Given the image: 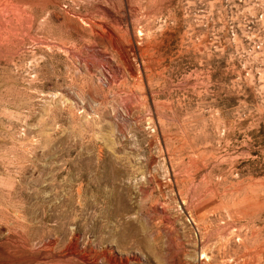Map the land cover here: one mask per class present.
<instances>
[{
    "label": "rangeland",
    "instance_id": "obj_1",
    "mask_svg": "<svg viewBox=\"0 0 264 264\" xmlns=\"http://www.w3.org/2000/svg\"><path fill=\"white\" fill-rule=\"evenodd\" d=\"M263 57L264 0H0V264H264Z\"/></svg>",
    "mask_w": 264,
    "mask_h": 264
},
{
    "label": "built area",
    "instance_id": "obj_2",
    "mask_svg": "<svg viewBox=\"0 0 264 264\" xmlns=\"http://www.w3.org/2000/svg\"><path fill=\"white\" fill-rule=\"evenodd\" d=\"M256 47H257V48H260V46H259V45H257ZM261 65H262V67H264V57H263V58H261Z\"/></svg>",
    "mask_w": 264,
    "mask_h": 264
}]
</instances>
